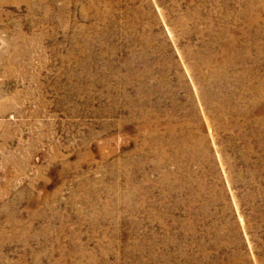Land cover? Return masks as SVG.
I'll return each mask as SVG.
<instances>
[{"label": "rangeland", "instance_id": "374dc122", "mask_svg": "<svg viewBox=\"0 0 264 264\" xmlns=\"http://www.w3.org/2000/svg\"><path fill=\"white\" fill-rule=\"evenodd\" d=\"M0 264H264V0H0Z\"/></svg>", "mask_w": 264, "mask_h": 264}]
</instances>
